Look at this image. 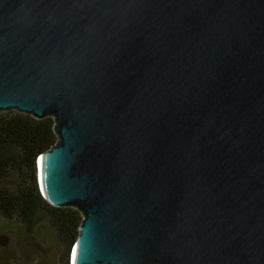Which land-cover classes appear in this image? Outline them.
Instances as JSON below:
<instances>
[{"label": "water", "instance_id": "water-1", "mask_svg": "<svg viewBox=\"0 0 264 264\" xmlns=\"http://www.w3.org/2000/svg\"><path fill=\"white\" fill-rule=\"evenodd\" d=\"M11 110L72 264H264V0H0Z\"/></svg>", "mask_w": 264, "mask_h": 264}, {"label": "trees", "instance_id": "trees-1", "mask_svg": "<svg viewBox=\"0 0 264 264\" xmlns=\"http://www.w3.org/2000/svg\"><path fill=\"white\" fill-rule=\"evenodd\" d=\"M54 126L53 117L38 119L17 110L0 112L2 227L21 238L48 226L58 247L50 253L49 247L45 249L47 241L43 240V250L33 249L35 253L28 254L27 264H72V252L84 218L75 207L51 204L41 189L38 159L58 140ZM25 250L21 239L9 246L0 238V264H23L20 261Z\"/></svg>", "mask_w": 264, "mask_h": 264}, {"label": "rangeland", "instance_id": "rangeland-1", "mask_svg": "<svg viewBox=\"0 0 264 264\" xmlns=\"http://www.w3.org/2000/svg\"><path fill=\"white\" fill-rule=\"evenodd\" d=\"M3 223L0 222V238L4 241L5 244H8L9 246H12L16 240H22L24 244L26 245V250L25 254L21 257V261L23 264L25 263L26 260L29 259L28 254L33 255L34 253L32 252L33 249H35L37 252L43 250V240H46L47 242L44 243L45 249L48 250L47 248L49 247V252L53 253L57 250V244L54 241V236L52 230L48 226L42 227L39 231L34 232L31 231L30 236L26 237H18L14 234H9L8 229L5 227H2ZM25 233V231H22Z\"/></svg>", "mask_w": 264, "mask_h": 264}]
</instances>
